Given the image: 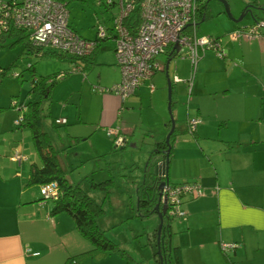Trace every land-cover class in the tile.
Segmentation results:
<instances>
[{
  "label": "crops",
  "instance_id": "1",
  "mask_svg": "<svg viewBox=\"0 0 264 264\" xmlns=\"http://www.w3.org/2000/svg\"><path fill=\"white\" fill-rule=\"evenodd\" d=\"M206 5L208 18L212 16L208 1ZM237 27L235 24L234 28ZM234 28L216 36L224 56L207 50L194 71L188 60L175 67L178 73L171 76L169 67L177 55L170 57L165 53L166 62L160 56V69L143 80L133 95L125 100L119 95L121 107H127L128 113L137 96L147 91L152 99L157 93L161 95L166 82L159 72L165 69L168 86L170 81L174 91V116L184 119L185 131L190 118L201 119L194 133L177 136L178 144H174L169 161L171 184L197 182L203 187L202 195L183 197L186 215L172 221L171 244L179 248L182 264H264V33L254 38L234 37ZM9 38L12 44L22 43L16 41L17 35ZM102 42L96 48L97 53ZM22 48V53L31 52L24 44ZM96 55L95 63L90 65L85 61L72 62L86 71L98 64ZM15 107L12 102L9 106L0 105V129L7 122L2 130L0 150L9 151L10 160L9 168L0 175V264H75L70 257L91 251L93 245L77 230L69 214H52L55 200L45 201L40 185L36 191L35 186H26L31 165L40 166L41 162L35 150L39 162H32L28 173H23L22 164L29 160L24 146L27 133L23 125L15 122L17 113L12 111ZM7 109L10 111L4 113ZM122 116L130 120V115L122 113ZM117 126L126 137V144L119 148L114 147L107 134L109 127L106 128L115 150L128 145L132 130L130 126L124 129ZM166 127L170 129L168 121ZM146 133L153 137L150 130ZM30 136L32 139L31 131ZM163 140L152 139L150 144ZM16 143L19 148H13ZM17 152L26 158L12 159ZM148 178L145 171L138 176V189ZM221 242H236L238 246L225 252ZM107 256L95 253L77 263Z\"/></svg>",
  "mask_w": 264,
  "mask_h": 264
},
{
  "label": "rangeland",
  "instance_id": "2",
  "mask_svg": "<svg viewBox=\"0 0 264 264\" xmlns=\"http://www.w3.org/2000/svg\"><path fill=\"white\" fill-rule=\"evenodd\" d=\"M208 3L212 16L198 24L199 36L216 38L217 35H223L234 28L235 24L238 27L233 30L247 25L250 27L264 20V0H230L231 14L234 18H239L246 10V14L239 22H234L225 13L224 5L219 0H208ZM67 9L70 24L89 39L95 37L99 22H104L108 26L113 22V12L105 4H100L99 0H69ZM3 44L4 46L0 47V105L9 106L11 102L12 105L17 104L12 108V111L17 113L16 120L22 112L18 104L26 100L40 99L38 94L31 92L32 72L28 69L29 62L34 63L37 76L66 73L65 76L56 78L51 97L42 101L43 128L49 132L56 148L60 151L59 159L69 179L75 184L79 183L85 192L103 206L104 212L98 217V225L124 250L123 253L112 252L106 259L98 260L96 257H90L82 262L84 264H159L153 245L159 216L157 213L140 216L137 208L138 176L144 174L151 151L155 149L150 141L165 139L170 130L166 127V122L171 119V113L165 69L159 72L166 82L163 93L161 95L157 93L153 99L148 91L147 94L137 96L138 99L131 103L133 105L129 107L128 113L127 107H121V97L108 90L120 81L119 78H122L113 50L114 39L109 38L101 43L102 49L96 55L98 64H93L84 72H74L73 68L79 65L72 62L69 57L22 53L23 42L12 44L10 38H6ZM160 56L166 62L165 53ZM172 60L169 67L171 76L178 73L175 67L190 59L180 53ZM14 73H18L19 77ZM101 88L104 91L100 90ZM9 111L7 109L3 112ZM3 112L2 117L5 115ZM122 113L125 116L130 115V120L126 121ZM60 117H65L67 123H55V119ZM6 123L4 121L0 129V138L4 135L2 130ZM175 123L177 136L181 138L190 135L189 131H185L183 118L179 117ZM118 124L122 125L123 129L128 126L132 129L128 137L129 142L124 149L111 150L112 144L106 134V128ZM22 128L27 133L24 146L27 148L25 153L29 160L22 164L21 169L27 174L30 164L39 160L30 131L26 126ZM147 130L152 132L153 137L146 133ZM184 141L185 139L181 140ZM175 144L177 145L178 142L176 141ZM17 147L19 148V143L13 145V148ZM8 162H10L9 151L0 150V175L7 171ZM153 167L152 170H155V166ZM106 179H112L109 194L101 188L92 186L93 182ZM34 189L38 190V185H35Z\"/></svg>",
  "mask_w": 264,
  "mask_h": 264
},
{
  "label": "built area",
  "instance_id": "3",
  "mask_svg": "<svg viewBox=\"0 0 264 264\" xmlns=\"http://www.w3.org/2000/svg\"><path fill=\"white\" fill-rule=\"evenodd\" d=\"M208 0H99L113 12L112 25L99 22L96 26V38L81 36L69 22L67 4L61 0H0V36L16 31H27L32 49L39 55L44 51H59L71 56L84 57L93 54L99 43L114 39V52L117 65L122 72L119 83L108 89L120 95L123 100L133 95L143 80L151 78L160 69L158 58L179 41L184 57L192 62L195 70L198 61L207 50H213L224 56L221 41L218 38L199 36L197 22L199 12ZM136 13L137 23L131 16ZM264 20L233 31L234 37L254 38L263 33ZM35 53V54H36ZM31 65L29 62L28 66ZM74 72H84L81 66ZM65 74V73H64ZM58 74L57 78L64 76ZM19 77L18 73H14ZM98 87V86H97ZM96 87V88H97ZM153 89V85L151 87ZM100 90L104 91L103 88ZM17 106V104H14ZM19 109L22 111L25 107ZM22 112L16 120L20 124ZM199 117L188 120V131L195 132L200 123ZM57 124H66L67 119H55ZM107 134L116 148L126 144V137L119 126L109 127ZM26 158L15 153L12 159ZM167 196V214L172 218L186 215L182 208L184 196L202 195L203 187L197 182L168 183L163 189ZM40 193L45 201L57 200L60 189L56 181L40 185ZM223 251L228 252L238 246L236 242H221ZM78 264L77 260H73Z\"/></svg>",
  "mask_w": 264,
  "mask_h": 264
},
{
  "label": "trees",
  "instance_id": "4",
  "mask_svg": "<svg viewBox=\"0 0 264 264\" xmlns=\"http://www.w3.org/2000/svg\"><path fill=\"white\" fill-rule=\"evenodd\" d=\"M68 4L69 0H61ZM208 7L204 5L202 11L199 12V21L202 19H207ZM133 23H137L136 13L131 16ZM17 35L18 39L16 41H22L24 48L32 53L38 52L37 49H32L28 41V32L21 30L9 33L7 35L0 36V47H3V42L6 38ZM98 49H96L93 54L84 57L71 56L59 51H44L38 56L45 55H55L58 57H69L76 61H85L87 65L95 63L94 56L96 55ZM170 57L176 56V52L169 49L166 52ZM28 69L32 72V83L31 92L39 95L40 99L36 101H28L20 103V108L25 107L22 111V120L20 124L26 126L30 129L34 148L39 156L41 165L33 163L30 169V175L27 178L26 186L41 185L47 182L56 181L60 189V196L55 200V205L52 209V214H58L65 212L69 214L76 225L77 230L81 233L83 237L89 240L93 249L91 251L78 254L74 257H70L69 260H81L89 257L92 254L99 253L101 256H105L112 252H121L124 250L120 247L119 243L111 240L106 231L98 225V217L103 214V206L96 202L87 192L83 190L79 183H73L67 172L61 165L59 159L60 151L56 148L51 135L48 131L43 128L42 115H41V105L43 99L51 97L53 87L56 83L57 74H51L48 76H37L35 74L34 63L28 66ZM84 71V70H83ZM174 96V91H172V98ZM15 107V105H14ZM174 101H172L171 109L174 115ZM175 117V116H174ZM176 120V118H175ZM168 126L171 128V119L168 121ZM188 131V129H187ZM194 133V132H193ZM178 135V130L175 128L171 135L169 144L166 143L165 139L163 141L155 143V149L151 151L150 157L146 163L145 173L149 176L151 175L153 166L160 161L164 163L163 171L168 174L169 164L166 163V159L172 156V151L174 144ZM79 137H77L78 139ZM115 147V146H114ZM112 147V150L115 148ZM165 151V152H164ZM150 169V170H149ZM164 178H166L164 176ZM110 183L112 179H106L101 182H93L92 186L94 188H101L109 194ZM145 183H142L138 191L140 193L137 213L140 216H147L151 213H155L156 199L148 200V196L145 195ZM150 197V196H149ZM172 221L173 218L168 214L165 216L163 229L161 231V238L158 241V228L155 233L153 240V245L156 249L157 261L159 264H182L181 255L178 247H174L171 244V234H172Z\"/></svg>",
  "mask_w": 264,
  "mask_h": 264
},
{
  "label": "water",
  "instance_id": "5",
  "mask_svg": "<svg viewBox=\"0 0 264 264\" xmlns=\"http://www.w3.org/2000/svg\"><path fill=\"white\" fill-rule=\"evenodd\" d=\"M219 1L223 3L224 8H225L224 9L225 13L234 22H239L243 19L244 15L246 14V10L244 11V13H242V15L239 18H234L231 14V8H230L229 2L227 0H219ZM180 50H181V45L179 41H177L174 45V51L176 52V55L179 54ZM169 62L170 60L168 61V64ZM167 67L168 65H166V69ZM171 105H172V90H171V83L169 81V111L171 113V128L168 132L167 137L165 138V141L167 144H169L171 135L176 128V123H175L176 120L172 113ZM165 164L167 165L169 164V159H166ZM163 166H164V163L162 161L158 162L155 166V170H152L151 175L149 176L148 180L145 179L143 181V183H145L144 184L145 185V195L148 196V200L156 199V205L154 209L156 211L155 213H157L159 216L158 241H160V238H161V231L163 229L165 216L167 215V210H168L167 196L164 195L163 189L168 183H170L168 174H166V172L164 173L163 171ZM164 176L166 178H164Z\"/></svg>",
  "mask_w": 264,
  "mask_h": 264
},
{
  "label": "flooded vegetation",
  "instance_id": "6",
  "mask_svg": "<svg viewBox=\"0 0 264 264\" xmlns=\"http://www.w3.org/2000/svg\"><path fill=\"white\" fill-rule=\"evenodd\" d=\"M228 2H230V0H227Z\"/></svg>",
  "mask_w": 264,
  "mask_h": 264
}]
</instances>
